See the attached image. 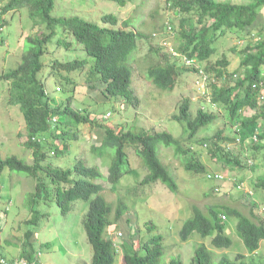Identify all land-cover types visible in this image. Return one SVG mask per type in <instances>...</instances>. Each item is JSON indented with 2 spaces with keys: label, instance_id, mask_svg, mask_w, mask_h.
Returning <instances> with one entry per match:
<instances>
[{
  "label": "trees",
  "instance_id": "1",
  "mask_svg": "<svg viewBox=\"0 0 264 264\" xmlns=\"http://www.w3.org/2000/svg\"><path fill=\"white\" fill-rule=\"evenodd\" d=\"M57 1L11 0L6 7L0 9V22H3V16L12 10L27 9L35 29L28 37L19 66L0 76V84L10 83L9 103L18 107L23 115L26 124L25 146L34 151L35 161L30 164L17 156L5 160L0 157V176L9 170L11 173L16 172L36 181V191L30 193L26 199V207L32 212V219L28 224L33 225L36 230L42 217L49 218L48 213L43 215L39 210L40 203L47 204L53 201L65 217L72 205L79 201L88 203L85 229L94 252L92 264H117L120 257L119 249L123 252L124 264H165L162 234L157 233L142 239L138 226L133 224V220L128 219L131 229L128 228L126 238L118 233L119 247L112 235H109L111 227L116 226L119 230L121 220L130 209L128 200L118 194L116 187L126 176L137 174L135 167L137 159L148 170L141 185L152 186L162 183L177 193V181L161 160L162 147L173 148L178 156L185 155L187 160H184V166L187 172L207 176L212 173H208L206 165L197 157L195 151L183 146L180 140L167 130L145 131L142 127H137V122L128 129L117 128L111 122L106 124L107 121L104 120L106 115L98 117L96 113L93 119L91 114H86L82 109L73 106V98H66L65 94L72 84L70 75L83 71L88 65L91 66V73L96 82L95 90L99 92L98 96L101 98L99 103L115 101L122 106L125 104L136 106L139 100L134 95L132 87L135 74L133 61L139 51V41L147 39L148 36L139 31L140 27L134 22L144 23L142 17L138 16L136 20L130 19L120 24V19L115 14L104 15L98 23L79 16H56ZM107 1L126 5L125 0ZM161 2L168 9L184 17L177 33L175 49L163 54L158 48L151 49L160 57L151 60L147 71L148 79L163 91L173 90L183 73L198 74L202 71L208 79L207 83L209 82L212 104L222 107L231 123L241 120L243 129H251L249 134L253 152L264 149V144L259 145L255 142L258 138L264 140L258 133L260 124L264 121L262 104L264 26L258 25L264 10V0H254L248 4L219 0H161ZM158 13L160 10L151 12L148 15L150 20H156ZM175 28L173 23L168 21L166 30L172 31ZM231 34H236L245 41V48L241 52V64L235 72L229 71L231 61L226 55L208 63L204 71H198L195 67L182 68L172 61L173 56L179 55L178 57L186 63L207 62L218 53L221 41ZM53 41L54 52L50 50V43ZM61 50L68 54H75L80 50L84 59H79V55L69 59L66 54V57L59 59L55 54ZM88 57L94 59V62ZM47 67L50 70L41 75ZM50 76L55 79L56 87L59 85L57 89L55 88V94L51 93L47 86L49 82L47 77ZM59 92L65 97L58 103L55 96L60 94ZM247 110L261 112L247 117L244 115ZM176 119L188 126L192 140L200 131L216 122L218 115L199 110L197 116L192 118L191 101L186 100L181 105L180 114ZM87 123L104 128L103 137L98 145L92 146L91 152L108 168L107 175H104L99 167L87 166L71 152L75 141L79 140L77 127ZM239 133L240 130L236 132L237 136L232 138L225 137L220 131L214 138L204 139L201 145L204 146L205 143L207 145V142L210 145L214 144L216 151L225 156L231 164L245 168L242 161L238 157H232L224 147L238 139L242 142L243 137ZM54 134L61 138V149L54 142H49ZM67 151L72 153V157L65 160ZM54 158L58 159L56 165L52 163ZM256 186L264 191V176L258 180ZM136 192L138 190L133 191ZM112 193L118 195L116 202L111 200ZM192 212V217L186 221L180 232V238L183 242H188L197 234L205 239L206 243L198 245L191 264H215L216 255L213 250L231 249L234 247V241L225 234L226 223L220 212L210 209L205 213L198 207L192 208ZM226 213L237 217V231L247 249L251 253L259 251L264 242V218L255 215L253 211L251 216H247L240 210L232 208H226ZM147 229L152 233L157 226L148 223ZM35 234L37 233L32 230L27 231L25 245L28 248L24 249L19 257V260H24L28 264H40L41 251L38 252L36 242L33 240ZM0 257L9 260L1 252ZM169 264L183 262L180 258H173ZM218 264L257 263L248 262L245 255L238 254L235 259L224 255Z\"/></svg>",
  "mask_w": 264,
  "mask_h": 264
},
{
  "label": "rangeland",
  "instance_id": "2",
  "mask_svg": "<svg viewBox=\"0 0 264 264\" xmlns=\"http://www.w3.org/2000/svg\"><path fill=\"white\" fill-rule=\"evenodd\" d=\"M10 1L0 0V9L6 7ZM125 1L126 5L122 6L107 0H58L55 15L79 16L98 23L104 15L115 14L119 17L120 24L130 19L136 20L138 16L143 18L144 23L134 21L135 25L140 27L138 30L148 36V40L139 41V51L135 54L133 61L135 74L132 87L139 102L134 101L136 106L128 104L122 106L115 101L99 103L101 98L98 96L99 92L95 90L97 86L89 65L83 71L70 75L72 84L65 92L66 98L72 97L73 106L76 109H82L86 114H91L93 119L96 113L98 117L106 115L104 117L106 124L111 122L117 128L128 129L137 122V127L140 126L145 131L167 130L171 132L183 146L197 153V157L206 165L208 173H218L225 178L221 181H213L208 178L207 174L189 173L184 166V160H187L185 155L178 156L173 148L162 147L161 160L170 169L178 184V191L174 193L162 183L152 186L141 185L148 170L136 159L137 174L126 176L116 187L118 194L128 200L129 212L121 220L119 230L113 226L109 229V235H112L119 247L118 233L124 236L128 233V228L131 229L128 219H131L133 224L138 226L142 239L157 233L164 236L163 261L165 264H169L173 258H180L183 264H191L196 248L199 244L206 243L205 239L194 234L188 242H183L180 232L186 221L192 217V208L198 207L205 213L210 209H215L221 213L226 223L225 234L234 241V247L231 249L213 250L216 255L215 264H218L224 255L235 259L238 254L245 255L248 262L264 264V242L259 251L251 253L237 231V217L226 213V208H232L240 210L247 216H251L253 211L255 215L264 218V191L256 186L258 180L264 176V149L253 152L251 134H249L251 129H243L241 120L231 123L225 110L212 104L209 82L202 80L200 73H183L176 87L166 91L157 88L148 79L147 71L151 60L160 57L151 49L158 48L163 51L162 54L175 49L177 33L184 16L168 9L161 0ZM219 1L234 4L254 2V0ZM159 10L160 13L156 20H150L148 15L154 11L159 12ZM2 20L3 22H0V76L19 66L28 37L35 30L27 9L12 10L3 16ZM168 21L173 23L175 30H166ZM261 24L264 26V10L258 22V25ZM54 47L53 41L50 43L52 52H54ZM163 48L166 49L163 50ZM244 48L245 41L236 34H231L221 41L218 53L207 62L188 64L182 61L179 55L173 56L172 61L182 68L195 67L198 71H204L208 63L226 55L231 61L229 71L235 72L240 67L241 52ZM56 53L55 56L59 59L66 56L71 59L76 55H79V59H84L80 50H77L75 54H68L63 50ZM48 70H50L49 67L43 70L41 75ZM47 81H49L47 83L49 91L55 94L59 85L56 87L55 79L51 76L47 77ZM9 89V82L0 84V157L5 160L8 157L17 156L32 164L35 161L34 151L25 146L26 124L19 108L9 103ZM59 93L55 96L58 103L65 97L61 92ZM186 100L191 101L192 118L197 116L199 110L218 115L216 122L200 131L192 140L188 126L176 119V116L180 114L181 105ZM262 104L264 105V101ZM110 112L113 114H109ZM260 112L247 110L244 115L251 117ZM71 127L75 128V126ZM104 127H106L105 124ZM77 128L79 129V140L75 141L71 152L75 153L77 159L84 161L87 166L99 167L102 173L107 175L108 168L91 152L92 146L98 145L103 137L104 128L91 123L82 124ZM239 130L244 140L242 139V142L236 140L235 143L226 144L224 147L232 157H238L246 166L245 168L231 164L225 156H221V153L216 151L214 144L210 145L207 142V145L206 143L204 146L201 145L204 139L214 138L220 131L225 137L235 138ZM258 130V133L264 137V121L261 122ZM49 142H54L59 145L60 149L62 148L61 138L55 134ZM255 142L259 145L264 144V140L259 138ZM71 152H65V160L72 157ZM57 161L58 159L54 158L53 165H56ZM135 190L138 192L133 193ZM35 191L36 181L30 177L16 172L11 173L9 170L4 171L0 176V252L9 260L19 259L23 250L28 248L25 245L27 231L32 230L37 233L33 236V240L36 242L38 252L41 251L40 264H92L94 252L85 229L88 203L79 201L74 206L72 205L66 217L53 201H49L48 205L45 204L46 202L40 203V209H38L43 215L48 213L49 218L42 217L39 228L36 230L33 225L28 224V221L32 219V212L26 207V199L30 193ZM105 196L108 199L107 194ZM117 199V193H112L111 200L116 202ZM148 223H154L157 229L149 233ZM119 254L117 264H124L121 249H119Z\"/></svg>",
  "mask_w": 264,
  "mask_h": 264
},
{
  "label": "built area",
  "instance_id": "3",
  "mask_svg": "<svg viewBox=\"0 0 264 264\" xmlns=\"http://www.w3.org/2000/svg\"><path fill=\"white\" fill-rule=\"evenodd\" d=\"M175 55H177V54L175 53ZM187 63L188 64H192L191 61H187ZM200 78L207 83L208 79H207V77L204 75V73L202 71H200ZM238 141H240V139H238ZM208 178L210 180H213V181H221L225 177L222 176L221 174H218V173H214V174L212 173V174L208 175ZM0 264H28V263L26 261H24V260H19V259L16 260L15 259L14 261H10V260H6V259L0 257Z\"/></svg>",
  "mask_w": 264,
  "mask_h": 264
}]
</instances>
